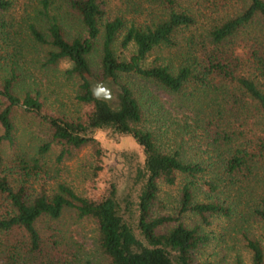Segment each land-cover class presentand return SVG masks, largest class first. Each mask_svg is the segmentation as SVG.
Segmentation results:
<instances>
[{
    "label": "trees",
    "instance_id": "obj_1",
    "mask_svg": "<svg viewBox=\"0 0 264 264\" xmlns=\"http://www.w3.org/2000/svg\"><path fill=\"white\" fill-rule=\"evenodd\" d=\"M230 1H208L212 10L218 4L224 12L197 25L202 10L179 0H160L166 11L142 23L127 22L120 15L104 18L103 0H37L33 19L27 22L28 34L47 47L44 65L69 61L64 71L78 79L74 98L87 109L73 117L45 112L36 92L26 90L21 96L13 92L17 76L10 69L0 81V145L12 143V112L22 104L49 130L38 154L53 143L59 147L60 160L70 150L90 144L95 172L100 168L101 145L92 132L98 128L129 134L140 145L141 155L120 185L110 179L97 196L76 192L63 181L49 191L41 187L31 194L25 180L40 168V156H17L12 167L21 172L19 180L12 185L0 175V233L11 235L0 239V264H68L57 226L44 230L37 226L38 221L55 220L64 211L75 219L94 221L101 264H211L196 259L208 240L200 225L208 224L212 215L228 217L237 204L217 197L219 175L239 182L264 168V0H238L232 11ZM9 5V0H0V10ZM62 6L74 13L83 34H67L58 12ZM189 27L199 31L183 36L186 49L175 66L146 62L154 47L178 45L177 33ZM96 49L93 70L88 56ZM125 75L147 79L170 92L190 85V95L197 98H192L194 122L212 156L207 161L185 159L182 143L160 148L153 130L142 125L141 104ZM91 79L115 84L116 100L93 97L88 88ZM207 172L212 176L206 177ZM178 176L183 180L176 203L169 212H161L160 183L172 185ZM196 185L206 189L203 199L193 198ZM185 212L196 215L199 222L185 224L181 220ZM250 212L264 224V197H258ZM242 239L250 264H264V232L258 236L243 232Z\"/></svg>",
    "mask_w": 264,
    "mask_h": 264
},
{
    "label": "rangeland",
    "instance_id": "obj_2",
    "mask_svg": "<svg viewBox=\"0 0 264 264\" xmlns=\"http://www.w3.org/2000/svg\"><path fill=\"white\" fill-rule=\"evenodd\" d=\"M10 5L0 10V81L8 75L10 69L16 73L13 92L21 96L24 91L36 92L41 100L42 109L51 115L73 117L81 115L87 106L74 98L78 79L76 75H68L64 70L69 61L61 59L55 64L44 65L42 60L46 46L32 40L28 34L27 22L33 19L37 0H9ZM183 5L193 4L202 10L198 23L210 22L213 14L224 12V8L216 5V10L208 6L210 0H179ZM238 0H231L228 10L239 6ZM104 18L114 15L122 16L127 22H149L161 16L166 10L160 0H103ZM57 11V9H56ZM63 18V26L67 34L84 31L77 17L71 10L58 7ZM38 21V20H37ZM35 20V22H37ZM189 31L195 34L199 27L185 28L177 33L178 45L154 47L146 57V62H169L175 66L186 49L184 35ZM125 50L124 53H126ZM93 70L97 67L98 51L93 50L88 56ZM123 79L132 87L143 110L142 125L153 130L160 148L168 150L182 143V155L185 159H208L213 154L195 124L192 101L197 99L190 95L192 87L170 92L163 87L135 75H125ZM116 100V85L110 84ZM13 141L0 145V175H5L11 184L21 177V172L12 167L17 156H40V168L25 180L28 191L33 194L43 187L49 191L56 182L63 181L76 192L97 196L110 179H117L119 185L124 180L136 160L140 158L141 147L129 134H109L103 129H94L92 134L101 145L100 168L93 171L96 164L92 145L84 144L70 150L60 160L56 158L58 145L51 144L42 154L37 153L38 146L49 139L47 125L32 111L22 104L16 105L12 112ZM212 176L211 172L204 174ZM217 180V197L237 204L232 206L228 217L212 215L209 223L200 225L201 231L208 235V240L196 252V259L211 264H250V252L245 247L242 233L258 236L264 232V224L250 212L257 205L258 197H264V168L244 181L229 182L226 176L219 175ZM182 177L178 176L172 185L160 183L158 194L159 210L169 212L176 203ZM207 193L203 185L193 188V198L203 199ZM181 220L192 225L198 223L196 215L185 212ZM57 226L61 236V248L66 250L64 256L68 264H101L103 256L97 248L96 226L91 218L75 219L71 212L64 211L57 219L38 221L37 226L44 230L47 226ZM11 235L0 233V239ZM264 249V241L261 242ZM67 244V245H64ZM69 250V251H68Z\"/></svg>",
    "mask_w": 264,
    "mask_h": 264
},
{
    "label": "water",
    "instance_id": "obj_3",
    "mask_svg": "<svg viewBox=\"0 0 264 264\" xmlns=\"http://www.w3.org/2000/svg\"><path fill=\"white\" fill-rule=\"evenodd\" d=\"M85 77L90 79L89 74H85ZM89 91L93 97H104L110 98L111 100L115 97L114 92L107 80H95L91 79L88 85Z\"/></svg>",
    "mask_w": 264,
    "mask_h": 264
}]
</instances>
